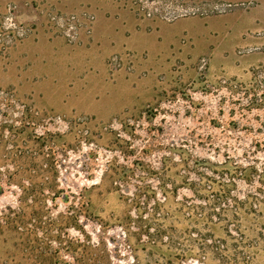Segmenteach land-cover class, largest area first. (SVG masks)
Segmentation results:
<instances>
[{
	"label": "rangeland",
	"instance_id": "rangeland-1",
	"mask_svg": "<svg viewBox=\"0 0 264 264\" xmlns=\"http://www.w3.org/2000/svg\"><path fill=\"white\" fill-rule=\"evenodd\" d=\"M10 7L31 31L0 46V264H264V65L241 69L243 47L215 61L196 37L242 10ZM71 14L94 17L76 41L52 21Z\"/></svg>",
	"mask_w": 264,
	"mask_h": 264
},
{
	"label": "built area",
	"instance_id": "built-area-1",
	"mask_svg": "<svg viewBox=\"0 0 264 264\" xmlns=\"http://www.w3.org/2000/svg\"><path fill=\"white\" fill-rule=\"evenodd\" d=\"M132 6L138 15L147 19H158L165 22H176L189 17L221 16L238 10L247 11L256 6L254 0L231 1V0H132ZM92 15H55L52 21L70 41H76L85 22L91 23ZM26 25L12 7L0 16V46L9 48L24 40L30 33ZM264 50L261 46H245L240 51L241 55H250ZM209 60H201V69H206ZM6 91L0 89V96H6ZM54 123L59 129L66 131L69 122L62 116H56Z\"/></svg>",
	"mask_w": 264,
	"mask_h": 264
},
{
	"label": "crops",
	"instance_id": "crops-1",
	"mask_svg": "<svg viewBox=\"0 0 264 264\" xmlns=\"http://www.w3.org/2000/svg\"><path fill=\"white\" fill-rule=\"evenodd\" d=\"M249 1V0H233ZM256 6L247 11H238L222 18L203 20L200 41L211 47L214 60L224 59L230 66L239 57L237 49L245 46L264 48V0H254ZM241 69L264 65V50L242 56Z\"/></svg>",
	"mask_w": 264,
	"mask_h": 264
}]
</instances>
